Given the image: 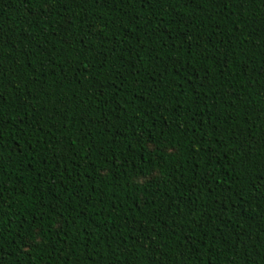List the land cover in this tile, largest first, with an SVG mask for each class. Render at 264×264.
I'll return each mask as SVG.
<instances>
[{"label":"trees","instance_id":"obj_1","mask_svg":"<svg viewBox=\"0 0 264 264\" xmlns=\"http://www.w3.org/2000/svg\"><path fill=\"white\" fill-rule=\"evenodd\" d=\"M0 264H264V0H0Z\"/></svg>","mask_w":264,"mask_h":264}]
</instances>
